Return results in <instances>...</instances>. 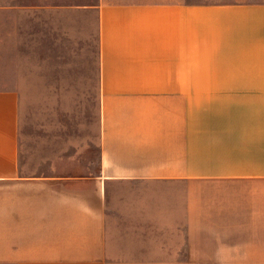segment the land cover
I'll return each mask as SVG.
<instances>
[{
	"label": "crops",
	"instance_id": "crops-1",
	"mask_svg": "<svg viewBox=\"0 0 264 264\" xmlns=\"http://www.w3.org/2000/svg\"><path fill=\"white\" fill-rule=\"evenodd\" d=\"M80 10L96 24L92 156L43 171L22 152L0 56V264H264V0Z\"/></svg>",
	"mask_w": 264,
	"mask_h": 264
},
{
	"label": "rangeland",
	"instance_id": "rangeland-1",
	"mask_svg": "<svg viewBox=\"0 0 264 264\" xmlns=\"http://www.w3.org/2000/svg\"><path fill=\"white\" fill-rule=\"evenodd\" d=\"M94 0H0V56L15 62L20 147L41 161L98 150ZM92 156L91 153L87 156ZM95 156L93 155V158Z\"/></svg>",
	"mask_w": 264,
	"mask_h": 264
}]
</instances>
